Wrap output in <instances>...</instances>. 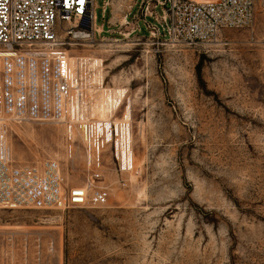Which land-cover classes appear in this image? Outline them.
Returning a JSON list of instances; mask_svg holds the SVG:
<instances>
[{
	"label": "rangeland",
	"instance_id": "obj_1",
	"mask_svg": "<svg viewBox=\"0 0 264 264\" xmlns=\"http://www.w3.org/2000/svg\"><path fill=\"white\" fill-rule=\"evenodd\" d=\"M108 2L103 16L96 1L108 32L95 35L85 19L91 37L69 33L74 20L59 34L69 57L103 60L105 89L126 90L116 117L130 106L134 169L121 172L107 152L97 183L80 143L68 157L62 123L7 119L15 164L58 161L65 185L87 187L90 203L0 204L1 264H264V0L249 26L194 46L153 37L142 20L129 35L144 18L140 0Z\"/></svg>",
	"mask_w": 264,
	"mask_h": 264
},
{
	"label": "built area",
	"instance_id": "obj_2",
	"mask_svg": "<svg viewBox=\"0 0 264 264\" xmlns=\"http://www.w3.org/2000/svg\"><path fill=\"white\" fill-rule=\"evenodd\" d=\"M96 1L0 0V204L4 207L69 210L90 203L87 187L65 185L58 161L15 164L7 143V119L62 123L68 157L74 158L80 143L97 183L105 181L107 152L121 172L134 169V162H126L122 151L132 150V140L124 139L131 120L116 117L119 107L106 119L94 114L97 91L104 87V79L95 77L99 67L84 60L72 69L59 34L63 23L74 20L77 26L69 33L79 29L91 37L81 26L89 19L93 33L101 35L103 31L96 28ZM153 2L163 8L162 15L154 11ZM139 4L144 18L133 22L129 35L142 31V20L153 37L194 46L213 41L223 29L249 26L256 0H140ZM108 6L104 0L105 12ZM95 192V197H107L108 188Z\"/></svg>",
	"mask_w": 264,
	"mask_h": 264
},
{
	"label": "bare ground",
	"instance_id": "obj_3",
	"mask_svg": "<svg viewBox=\"0 0 264 264\" xmlns=\"http://www.w3.org/2000/svg\"><path fill=\"white\" fill-rule=\"evenodd\" d=\"M205 1H211V0H205ZM77 24H74L73 27H76ZM77 35H81L79 37L81 38H88V34L87 32H82V33H78ZM70 58V66L72 69L76 70L77 68L80 67V63L81 61H84L83 59H74L73 57H69ZM93 62H91V66L92 68L95 67H101L103 60L102 59H98V58H92ZM90 61V60H89ZM96 79H99V81L101 82L103 79V75H102V71L99 70L96 74H95ZM98 94L96 96V103L93 107V112L95 115L99 116L100 118H108L110 116H112V114L115 113V111L117 110L118 107H120V104L123 102V99L125 98V93L126 90L125 89H121V88H115V89H105L103 88H99V90L97 91ZM100 94H103V102L101 103L100 100ZM121 102V103H120ZM125 109V108H124ZM125 118L127 120L130 119L131 117V108L128 105V107L125 109L124 115ZM131 136H132V132L130 127L128 129H126L125 132V136L124 139L125 141L127 139L130 140L131 143ZM8 143V142H7ZM10 148V146H9ZM11 151V149H10ZM122 151H124L123 153L125 154V161L128 162L130 159H132V150H130L129 152L123 148ZM133 161V159H132ZM94 196H96V192L93 193Z\"/></svg>",
	"mask_w": 264,
	"mask_h": 264
},
{
	"label": "crops",
	"instance_id": "obj_4",
	"mask_svg": "<svg viewBox=\"0 0 264 264\" xmlns=\"http://www.w3.org/2000/svg\"><path fill=\"white\" fill-rule=\"evenodd\" d=\"M137 4V3H136ZM105 11H104V9H103V16L105 15ZM136 15H138V14H136ZM96 16H97V14H96ZM99 25L97 24V22H96V27H98ZM100 28H101V31H103V32H108L109 30H105L104 29V27H105V25L103 24V25H101V26H99Z\"/></svg>",
	"mask_w": 264,
	"mask_h": 264
}]
</instances>
